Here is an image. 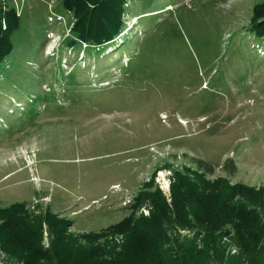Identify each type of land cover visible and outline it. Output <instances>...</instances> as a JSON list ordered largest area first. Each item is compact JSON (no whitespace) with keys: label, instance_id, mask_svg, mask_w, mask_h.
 I'll list each match as a JSON object with an SVG mask.
<instances>
[{"label":"rangeland","instance_id":"374dc122","mask_svg":"<svg viewBox=\"0 0 264 264\" xmlns=\"http://www.w3.org/2000/svg\"><path fill=\"white\" fill-rule=\"evenodd\" d=\"M263 2L125 0L121 34L91 47L74 39L63 0H0L18 18L0 64V209L53 215L71 245L118 253L126 235L107 229L151 216L150 201L133 208L141 192L171 208L178 173L222 182L225 204L264 224V37L250 27ZM188 218L164 221L173 252L264 264V233L253 246L232 225ZM0 264L22 263L0 244Z\"/></svg>","mask_w":264,"mask_h":264},{"label":"trees","instance_id":"16d2710c","mask_svg":"<svg viewBox=\"0 0 264 264\" xmlns=\"http://www.w3.org/2000/svg\"><path fill=\"white\" fill-rule=\"evenodd\" d=\"M125 4V0H63L64 8L74 16L71 28L74 39L91 47L108 44L121 34ZM250 27L256 37H264V2L254 7ZM17 28L18 18L14 9L2 11L0 8V64L13 51L11 36ZM193 162L198 171L208 175L212 173L208 163L201 160ZM174 175L171 208L160 192H141L134 199L133 208L141 206L145 200L150 201L153 205L151 216L141 217L132 223L130 215L107 229L113 234L126 235L124 246L118 253L112 252L109 246L105 251L106 247L101 246L84 248L71 245L65 234L64 221L50 214L30 218L23 204L0 209L3 221L0 225L1 248L22 264H207L187 258L186 253L171 250L164 223L169 219V212L181 227L190 226L188 216H193L210 232L232 225L237 233L250 237L253 246L259 242L264 224L254 212L243 206L230 208L225 204V185L222 182L210 183L200 178L193 182L178 173ZM43 225L54 236L48 248L41 245ZM219 264H226L223 257Z\"/></svg>","mask_w":264,"mask_h":264}]
</instances>
